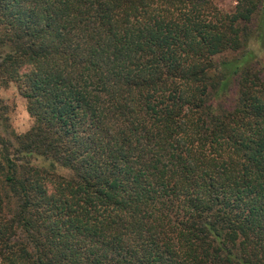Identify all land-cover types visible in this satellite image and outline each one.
I'll use <instances>...</instances> for the list:
<instances>
[{
  "label": "trees",
  "instance_id": "trees-1",
  "mask_svg": "<svg viewBox=\"0 0 264 264\" xmlns=\"http://www.w3.org/2000/svg\"><path fill=\"white\" fill-rule=\"evenodd\" d=\"M234 1L0 0L32 120L0 99V264H264V0Z\"/></svg>",
  "mask_w": 264,
  "mask_h": 264
},
{
  "label": "rangeland",
  "instance_id": "rangeland-1",
  "mask_svg": "<svg viewBox=\"0 0 264 264\" xmlns=\"http://www.w3.org/2000/svg\"><path fill=\"white\" fill-rule=\"evenodd\" d=\"M216 5L225 11H229L235 5L234 0H215ZM254 49L257 47L255 44L252 46ZM257 55H260L258 51H255ZM0 99L8 108V125L10 130L16 135L27 132L31 125L32 120L28 116L26 111V103L20 96L15 85H9L7 88L0 90Z\"/></svg>",
  "mask_w": 264,
  "mask_h": 264
}]
</instances>
